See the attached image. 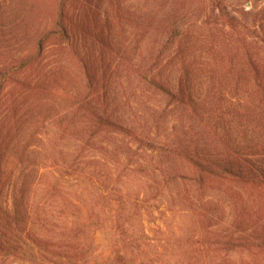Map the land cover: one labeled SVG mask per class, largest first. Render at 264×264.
Here are the masks:
<instances>
[{
  "label": "rangeland",
  "instance_id": "rangeland-1",
  "mask_svg": "<svg viewBox=\"0 0 264 264\" xmlns=\"http://www.w3.org/2000/svg\"><path fill=\"white\" fill-rule=\"evenodd\" d=\"M215 20L208 0H0V61L45 39L0 66V264H264V186L198 177L185 151L214 133L137 76L172 34L161 65L188 49L193 102L244 101L206 69ZM263 122L236 120L234 146Z\"/></svg>",
  "mask_w": 264,
  "mask_h": 264
},
{
  "label": "trees",
  "instance_id": "trees-1",
  "mask_svg": "<svg viewBox=\"0 0 264 264\" xmlns=\"http://www.w3.org/2000/svg\"><path fill=\"white\" fill-rule=\"evenodd\" d=\"M208 1L217 19L211 24L217 36L215 40H211L212 51L205 53L206 64H213L206 66V69L210 73L212 85L218 83L222 88L231 87V91L237 95L246 96L244 101L230 103L231 107H226L221 99L215 97L206 102L209 110L205 102H193L189 89V64L185 60V52L188 49L178 47V65H161L164 49L174 44L177 39V36L172 34L159 40L157 51L150 57L152 65L146 68L140 64L137 76L148 87L178 103L182 107L181 114L187 118L190 126L191 123L194 125L197 122L196 129L204 128L210 131L208 136L214 133L210 140L204 142L202 152L192 153L189 148L185 151V159L196 169L198 177L204 174L242 184L264 186V143L260 141L255 145H247L244 135L241 145L236 148L232 129L236 120L251 117L264 119V6L258 8L256 5L257 1L263 3L264 0H243L251 2L250 8L246 9L242 5L237 10H232L227 0ZM44 42L45 39H37L20 54H13L9 58L5 56L6 60L0 61V66H3L4 70L12 64L17 65L16 68L26 66L43 48ZM174 71L178 72V76L172 84L171 73ZM218 90L220 92V89ZM223 92L228 90L223 89ZM199 106H205L203 109L210 113L207 119L200 120L203 118ZM93 116L101 124L119 128L110 118L98 114ZM190 126L188 128L191 130ZM207 150L209 152H205ZM248 240L264 243V236L251 237Z\"/></svg>",
  "mask_w": 264,
  "mask_h": 264
}]
</instances>
